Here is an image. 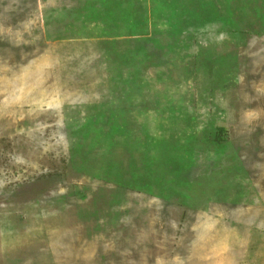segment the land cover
<instances>
[{
    "label": "rangeland",
    "instance_id": "1",
    "mask_svg": "<svg viewBox=\"0 0 264 264\" xmlns=\"http://www.w3.org/2000/svg\"><path fill=\"white\" fill-rule=\"evenodd\" d=\"M119 1L0 0V264H264V0Z\"/></svg>",
    "mask_w": 264,
    "mask_h": 264
},
{
    "label": "trees",
    "instance_id": "2",
    "mask_svg": "<svg viewBox=\"0 0 264 264\" xmlns=\"http://www.w3.org/2000/svg\"><path fill=\"white\" fill-rule=\"evenodd\" d=\"M100 1H103V4H105V9L107 8V14H108V16H110V18L112 19L113 17L114 18H119V17H121L122 15H130L131 16V18H133V15H134V12H132V11H127L128 9L127 8H125V9H123L122 10V8H117V6H121V3H120V1L119 0H100ZM157 2H158V5H161V6H163V7H165V9L164 10H161V11H163V13L166 15V16H169L170 15V11L168 10V5L165 3V1L164 0H157ZM90 4V6H89V8H88V10H90V12H89V14L91 15L92 14V12L95 10V9H97V8H95V2H91V3H89ZM172 6V4L170 3V7ZM97 7V6H96ZM170 9V8H169ZM126 11V12H125ZM95 13V12H94ZM90 15H88V19H90ZM93 15V14H92ZM109 18V17H108ZM131 24H134L133 23V21L132 22H130ZM136 23H138V21H136ZM135 23V24H136ZM176 29H174V30H171L169 33H172V34H174V35H178V34H176ZM224 32H226V33H230L231 35H233L235 32L236 33H238V34H241L243 31H241L240 29H238V28H225V30H224ZM242 35H244V33L242 34ZM143 48V47H142ZM173 49V48H172ZM134 77V76H133ZM176 106V105H175ZM179 107H177L176 106V109L177 110H179L178 109ZM180 111V110H179ZM95 122V123H94ZM100 123H97L96 121H93V118H90V119H88V120H86L84 123H83V125L81 126V128H80V130L79 131H77L78 129L75 127V133H76V136L77 135H80L81 134V137L83 138V139H85L91 132H94V135H96L97 136V138H99L100 140H102L103 141V139H104V143L105 144H108V141L104 138V136L102 135V133H104V130H103V128L102 127H97L96 128V126H98ZM126 124V123H125ZM164 126V125H163ZM165 128V127H164ZM86 130H88V131H86ZM216 133H217V135L214 137V143H216V145L217 146H223V144L227 141V139H225V137H224V129H219L218 131L216 130ZM131 136H133V137H135V135L133 134V132H131V133H129ZM215 134V133H214ZM108 135V134H107ZM171 135V137L173 138L174 137V134H170ZM213 135V134H212ZM167 135L166 134H164V135H154V136H151L153 139H156L157 141H156V144H152V146H158V144H159V146H169V147H174V145L175 144H172L171 145V143H173V142H171V140L170 139H168L167 137H166ZM79 140H81V138L79 137L78 138ZM149 140H151L150 139V136L148 137V140L147 141H149ZM189 141V138L187 139V141H184L183 143H187ZM150 143V142H149ZM148 143V144H149ZM153 143V142H152ZM183 143H180V144H183ZM77 144H79V145H81V142H78ZM140 147H142L141 145H140ZM185 147V149H186V146H184ZM136 162V161H135ZM137 164H138V162H136ZM181 164L182 165H184L185 164V162L184 163H182L181 162ZM181 167V166H180ZM179 166H178V169L180 168ZM174 193V192H173ZM172 194V193H171Z\"/></svg>",
    "mask_w": 264,
    "mask_h": 264
}]
</instances>
